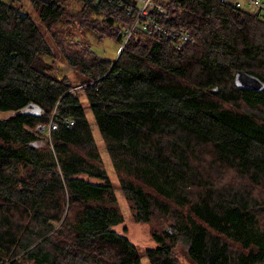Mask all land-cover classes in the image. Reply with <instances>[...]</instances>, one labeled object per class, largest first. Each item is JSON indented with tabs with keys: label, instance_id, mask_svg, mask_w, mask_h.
Masks as SVG:
<instances>
[{
	"label": "trees",
	"instance_id": "trees-1",
	"mask_svg": "<svg viewBox=\"0 0 264 264\" xmlns=\"http://www.w3.org/2000/svg\"><path fill=\"white\" fill-rule=\"evenodd\" d=\"M15 1H0V264H141L114 230L123 219L81 101ZM29 1L47 30L82 24L120 45L137 21L115 61L71 32L61 49L134 221H168L148 263L179 264L182 242L191 264H264V23L221 0H153L164 13L151 18L190 37L178 49L141 28L135 0H73L74 13ZM240 72L261 88L240 87ZM51 118L49 140L30 131Z\"/></svg>",
	"mask_w": 264,
	"mask_h": 264
},
{
	"label": "rangeland",
	"instance_id": "rangeland-1",
	"mask_svg": "<svg viewBox=\"0 0 264 264\" xmlns=\"http://www.w3.org/2000/svg\"><path fill=\"white\" fill-rule=\"evenodd\" d=\"M0 1L9 4L10 0ZM14 5L20 8L23 13L29 15L40 28L45 40L52 50V58L50 62L52 63L54 75L60 79L66 78L73 86V90L76 92L75 95L81 101L86 119L94 137L97 152L100 155L102 166L106 170L107 176L112 183L113 191L117 200V206L123 219V222L114 227V230L118 234L125 236L130 243L135 246L139 253L141 264H149L145 256V252L156 247V244L153 241V234H161L163 230H169L168 221L158 216H153L148 223H136L134 221L131 205L119 188L118 176L112 168L104 141L98 131L91 110L84 96V92L81 88L82 84L79 82L80 76L64 61L61 47L63 46V38L67 41L69 35H64L62 33L70 34L71 32L76 40L83 45L89 46L94 55L108 61H115L121 52V45L110 38H103L102 40L99 39L98 34L94 33V31L90 29V26H84L82 24L80 25L75 23L71 27L66 25L57 26L55 29L47 30L43 24H41L38 12L32 8L29 0H16ZM65 6L71 13L77 12L80 9V4L74 2L73 0H68L65 3ZM59 39L61 40L59 41ZM34 129H30V131L32 130V132H34ZM41 138L44 141L49 140V136L47 134ZM229 178L230 177L226 179ZM256 196H259L260 198L261 196H264V194L259 191L256 193ZM173 254L179 264H191L187 257V248L182 242H178L175 245Z\"/></svg>",
	"mask_w": 264,
	"mask_h": 264
},
{
	"label": "built area",
	"instance_id": "built-area-1",
	"mask_svg": "<svg viewBox=\"0 0 264 264\" xmlns=\"http://www.w3.org/2000/svg\"><path fill=\"white\" fill-rule=\"evenodd\" d=\"M99 1V0H98ZM109 2H120V0H108ZM137 2V12L138 19H145L146 24L141 25V28L147 31L149 35L161 36L165 40L177 41V48L180 49L184 44H186L190 37L185 33H177L175 30L167 31L160 27L150 16L149 12L157 8L160 12L164 13L163 9H160L153 0H135ZM223 4L231 6L238 10H243L253 16L257 17L264 23V0H221ZM137 21L133 25L124 37V40L121 43V47L124 46L126 40L130 36L133 28L137 26ZM65 124L68 127L74 125L72 120L65 121ZM58 127L57 120L51 118L49 122L45 125L38 124L35 126L34 132L36 135L47 134L49 135L51 131L56 130Z\"/></svg>",
	"mask_w": 264,
	"mask_h": 264
},
{
	"label": "water",
	"instance_id": "water-1",
	"mask_svg": "<svg viewBox=\"0 0 264 264\" xmlns=\"http://www.w3.org/2000/svg\"><path fill=\"white\" fill-rule=\"evenodd\" d=\"M237 82L242 88L255 89L258 90L261 88V84L253 79L252 77L246 75L244 72H240L237 75Z\"/></svg>",
	"mask_w": 264,
	"mask_h": 264
}]
</instances>
